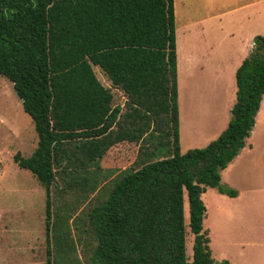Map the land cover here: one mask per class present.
Instances as JSON below:
<instances>
[{
	"label": "trees",
	"instance_id": "16d2710c",
	"mask_svg": "<svg viewBox=\"0 0 264 264\" xmlns=\"http://www.w3.org/2000/svg\"><path fill=\"white\" fill-rule=\"evenodd\" d=\"M93 66L123 91L124 105L113 103ZM0 75L34 123L36 148L14 160L45 189L46 225L58 180L102 189L86 214L89 264H213L202 194L238 193L221 182V170L245 146L261 107L264 34L236 69L226 128L184 153L174 0H0ZM122 141L139 144L137 157L114 175L100 162ZM52 228L58 259L67 262L75 248L63 214Z\"/></svg>",
	"mask_w": 264,
	"mask_h": 264
},
{
	"label": "rangeland",
	"instance_id": "374dc122",
	"mask_svg": "<svg viewBox=\"0 0 264 264\" xmlns=\"http://www.w3.org/2000/svg\"><path fill=\"white\" fill-rule=\"evenodd\" d=\"M247 1L174 0L183 153L208 144L231 118L230 107L236 99L234 64L241 63L252 51L250 43L264 34V5L256 3L225 12L234 8L233 3ZM218 11H224L221 19L212 16ZM209 16L203 27L197 25L198 20ZM253 32L257 33L251 36ZM202 57L206 61L201 62ZM93 70L113 93V103L124 105L123 91L113 86L98 66ZM246 142L247 147L221 170V182L236 189L239 196L220 193L213 187L202 194L206 206L203 227L209 232L213 264H264V96ZM138 145L129 141L113 145L100 162L102 168H111L115 175L133 165ZM36 146L32 119L23 110L12 82L0 75V264H45L47 243L52 264H89L90 247L84 244L86 214L102 189H68L58 180L51 189L52 217L47 226L45 189L14 160L16 153L29 156ZM57 214L65 216L73 242L70 245L75 248L67 262L58 259L53 240L52 221ZM185 216L187 220V205ZM192 244L193 237L188 234L189 257Z\"/></svg>",
	"mask_w": 264,
	"mask_h": 264
},
{
	"label": "crops",
	"instance_id": "0c3cea01",
	"mask_svg": "<svg viewBox=\"0 0 264 264\" xmlns=\"http://www.w3.org/2000/svg\"><path fill=\"white\" fill-rule=\"evenodd\" d=\"M256 3H259L261 6H263L264 5V0H250V1H247V2H242V3H233L232 5H234L233 7V9H226V11L225 12H229V10L230 11H234V10H236V9H238V8H242V7H245V6H247V5H251V4H256ZM231 5V6H232ZM224 11H218L217 13H215L214 15H212V16H217V17H219V19H221L222 17L221 16H223V12ZM212 16H209V17H207V18H205V19H203V20H198L197 22L199 23V24H197L199 27L200 26H202V23L203 22H206V21H209V19L212 17ZM203 27V26H202ZM203 29V28H202ZM255 33H257V32H253L252 34H251V36H253V35H255ZM251 45L253 46V42L252 43H250V47H251ZM176 50H177V44H176ZM238 50H236V52H237ZM239 51L240 52H242V49H239ZM178 57V56H177ZM178 59V58H177ZM243 59V58H242ZM204 61H206V59L205 58H201V62H204ZM243 61V60H242ZM241 61V62H242ZM193 62H195V60H193ZM240 62H237V63H235L234 64V68L233 69H235V72H236V69L238 68V66L241 64H239ZM178 64H179V62H178ZM177 86H178V76H177ZM262 104V103H261ZM233 105V104H232ZM232 105H231V107H232ZM178 106H179V101H178ZM231 107H230V109H231ZM257 116V115H256ZM179 132H180V109H179ZM245 147H247V142H246V144H245V146L243 147V148H245ZM242 148V149H243ZM241 149V150H242ZM240 150V151H241ZM240 153V152H239ZM236 158V157H235ZM234 160V159H233ZM236 196H239V193H237V195Z\"/></svg>",
	"mask_w": 264,
	"mask_h": 264
}]
</instances>
